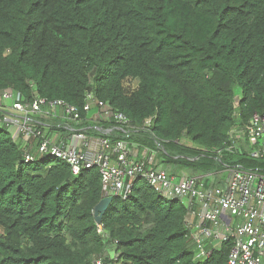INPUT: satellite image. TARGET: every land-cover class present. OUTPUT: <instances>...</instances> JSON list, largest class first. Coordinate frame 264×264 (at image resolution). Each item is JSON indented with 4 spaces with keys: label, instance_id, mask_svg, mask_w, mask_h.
I'll return each instance as SVG.
<instances>
[{
    "label": "trees",
    "instance_id": "trees-1",
    "mask_svg": "<svg viewBox=\"0 0 264 264\" xmlns=\"http://www.w3.org/2000/svg\"><path fill=\"white\" fill-rule=\"evenodd\" d=\"M6 90L80 113L75 121L61 105L35 115L44 133L35 147L79 128L160 145L159 160L175 175L223 164L262 169L248 153L224 149L217 161L214 151L225 147L237 109L244 122L264 113V0H0V95ZM88 94L133 126L152 119L149 131L128 136L114 117L95 123ZM6 107L0 99V264H228L229 243L196 257L186 204L145 180L128 199H113L100 233L98 169L75 176L50 155L26 162Z\"/></svg>",
    "mask_w": 264,
    "mask_h": 264
},
{
    "label": "built area",
    "instance_id": "built-area-1",
    "mask_svg": "<svg viewBox=\"0 0 264 264\" xmlns=\"http://www.w3.org/2000/svg\"><path fill=\"white\" fill-rule=\"evenodd\" d=\"M125 86L138 88L137 81L132 79H127ZM34 95L31 102L20 101L19 94L16 97L12 90L0 95V99L7 103V110L2 112L4 120L18 129V142L22 141L20 144L26 162H35L38 156L50 155L65 161L75 176L84 170L97 168L102 177L103 199H128L136 182L145 180L163 197L179 199L186 204L187 224L197 258H209L223 244L229 243L228 264H264V168L223 164L220 171L195 175L183 171L175 175L169 169L156 165L155 154L163 151L160 145L157 150L144 147V154L139 157L135 148L142 147L138 144L91 136L79 128L69 129L70 133L64 139L54 135L42 141L36 147L37 152L33 153L35 146L31 143L44 136L41 122L33 119L35 115H53L56 107L63 105L71 119L78 121L81 118L75 107L63 101L49 103ZM85 110L94 113L92 120L95 123L114 117L127 126L124 133L128 136L132 132L149 131L152 125V119H148L142 127L133 126L126 116L114 113L108 103L96 99L93 94H88ZM234 116L237 123L229 130L225 147L214 151L215 159L221 161L225 149L231 154L248 153L251 158L264 160V113L255 112L248 122L240 120L238 109ZM97 225L99 232L106 236L103 224ZM116 258V255L112 257ZM94 263L102 264V259Z\"/></svg>",
    "mask_w": 264,
    "mask_h": 264
},
{
    "label": "water",
    "instance_id": "water-1",
    "mask_svg": "<svg viewBox=\"0 0 264 264\" xmlns=\"http://www.w3.org/2000/svg\"><path fill=\"white\" fill-rule=\"evenodd\" d=\"M113 198L107 197L102 199L99 204L94 209L95 222L101 224L105 213L107 212L110 204L112 203Z\"/></svg>",
    "mask_w": 264,
    "mask_h": 264
},
{
    "label": "crops",
    "instance_id": "crops-1",
    "mask_svg": "<svg viewBox=\"0 0 264 264\" xmlns=\"http://www.w3.org/2000/svg\"><path fill=\"white\" fill-rule=\"evenodd\" d=\"M16 128V127H15ZM15 140L16 141H18L19 140V135H18V129L16 128V130H15ZM20 143H22V141L20 142ZM135 150L138 152V154H139V157H142V154H144L143 152H144V149L143 148H135ZM32 151H33V153H36L37 152V149H36V147H33L32 148ZM156 155V157H157V160H156V165L157 166H159L160 168H162V169H169V170H172L170 167H167L165 164H163L160 160H159V156H160V154L159 153H157V154H155Z\"/></svg>",
    "mask_w": 264,
    "mask_h": 264
},
{
    "label": "rangeland",
    "instance_id": "rangeland-1",
    "mask_svg": "<svg viewBox=\"0 0 264 264\" xmlns=\"http://www.w3.org/2000/svg\"><path fill=\"white\" fill-rule=\"evenodd\" d=\"M109 256H111V258L114 257V256H115L114 251H110V252H109Z\"/></svg>",
    "mask_w": 264,
    "mask_h": 264
}]
</instances>
